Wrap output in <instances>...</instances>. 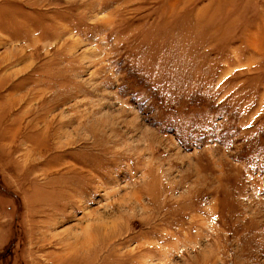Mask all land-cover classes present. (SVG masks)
<instances>
[{"label":"rangeland","instance_id":"obj_1","mask_svg":"<svg viewBox=\"0 0 264 264\" xmlns=\"http://www.w3.org/2000/svg\"><path fill=\"white\" fill-rule=\"evenodd\" d=\"M0 264H264V0H0Z\"/></svg>","mask_w":264,"mask_h":264}]
</instances>
